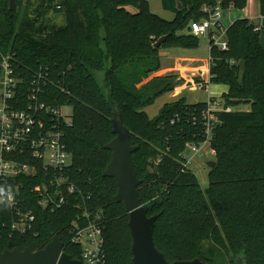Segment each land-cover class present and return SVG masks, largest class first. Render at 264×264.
Returning a JSON list of instances; mask_svg holds the SVG:
<instances>
[{
	"label": "trees",
	"instance_id": "obj_1",
	"mask_svg": "<svg viewBox=\"0 0 264 264\" xmlns=\"http://www.w3.org/2000/svg\"><path fill=\"white\" fill-rule=\"evenodd\" d=\"M160 1L173 13L171 20L152 13L147 0H16L14 11L8 0H0V60L7 56L26 84L41 71L47 80L43 100L71 106L70 124L62 129L71 154L66 174L88 197L89 211L101 215L102 264H131L128 213L113 199L115 180L102 176L111 158L104 145L114 137V106L136 146L131 158L141 181L140 201L147 215L158 213L152 231L156 248L169 261L198 257L210 264H264V0H258L262 24L237 18L225 27V49L210 44L208 83L227 90L209 100L231 107L215 111L213 119L207 118V101L189 103L183 96L163 104L152 118L144 111L183 81L153 74L160 67L159 51L197 48L190 21L204 16L203 3L218 0ZM219 1L222 8L239 9L246 2ZM238 105L249 109H232ZM204 141L215 165L202 190L184 163V151ZM23 181L34 227L23 234L12 231L10 212L0 205V251L37 250L55 235L64 251L80 260L70 234L77 195L69 197L68 206L50 210L31 190L36 181Z\"/></svg>",
	"mask_w": 264,
	"mask_h": 264
},
{
	"label": "built area",
	"instance_id": "obj_2",
	"mask_svg": "<svg viewBox=\"0 0 264 264\" xmlns=\"http://www.w3.org/2000/svg\"><path fill=\"white\" fill-rule=\"evenodd\" d=\"M200 9L204 16L190 21L189 32L206 37L208 49L210 44L225 49L220 1L213 5L203 3ZM46 84L41 71L33 73L28 84L24 83L7 56L1 57L0 205L10 212V229L23 234L33 229L35 221L33 213L25 206V178L36 181L31 190L38 195V204L50 210L68 206L71 202L69 197L77 195L74 203L78 213L71 223V241L81 249L80 264H102L101 215L97 211H89L88 197L66 174L71 165V154L64 143L62 129L70 124L71 106H51L43 100ZM64 106L70 107L69 114L62 112ZM218 110L229 111L231 107L223 106L218 99L207 101V118L213 119V113ZM209 130L207 121V135ZM187 146L192 151L198 148L194 144ZM210 151L214 154L213 150ZM184 158L188 166L190 159L185 154Z\"/></svg>",
	"mask_w": 264,
	"mask_h": 264
},
{
	"label": "water",
	"instance_id": "obj_3",
	"mask_svg": "<svg viewBox=\"0 0 264 264\" xmlns=\"http://www.w3.org/2000/svg\"><path fill=\"white\" fill-rule=\"evenodd\" d=\"M9 10H16V0H8ZM180 7V4L178 5ZM166 38L159 37L153 46L157 48ZM111 119L114 137L104 145L111 152V158L102 171V176L111 177L116 183L115 202H121L128 213L127 226L130 232L131 264H210L198 257L189 260L169 261L165 254L154 245L152 231L157 214L147 215V208L140 201L137 178L131 154L136 146L130 143L129 130L122 123L117 107ZM211 169L215 161H207ZM0 264H80L63 248V242L57 236H52L42 248L32 250L29 246L22 249L12 248L0 251Z\"/></svg>",
	"mask_w": 264,
	"mask_h": 264
},
{
	"label": "crops",
	"instance_id": "obj_4",
	"mask_svg": "<svg viewBox=\"0 0 264 264\" xmlns=\"http://www.w3.org/2000/svg\"><path fill=\"white\" fill-rule=\"evenodd\" d=\"M244 6H251L250 14H247V12L245 11L243 12L244 8H240V9L235 8L233 9L234 11H230L228 13L226 12V10L222 12L221 21L222 24L225 25L224 27H227L233 20L244 16H246L249 19L250 17L257 15L258 13V17H260L258 0H246ZM254 6H257V9H254ZM260 19L262 24L263 19L261 17ZM262 32L263 31H261V33ZM260 43L262 46H264V37L261 40V36H260ZM183 49L185 48H165L159 51L160 67L153 74L177 75V77L183 80L175 90L165 94L172 95L175 92L182 93L184 90L194 91L195 87H198L200 89L205 90L206 92L205 100L203 101H208L210 98L219 97L223 92L227 90V87L223 84L208 83V79H209L208 54L207 56H203L201 52L198 51L192 52L189 50L184 51ZM194 78H198L200 81H202L204 86L201 87L200 83L196 82ZM176 97L178 98L180 97V95L178 94ZM206 144H208L207 145L208 149H210L209 143L206 142Z\"/></svg>",
	"mask_w": 264,
	"mask_h": 264
},
{
	"label": "rangeland",
	"instance_id": "obj_5",
	"mask_svg": "<svg viewBox=\"0 0 264 264\" xmlns=\"http://www.w3.org/2000/svg\"><path fill=\"white\" fill-rule=\"evenodd\" d=\"M148 1V5H149V9L152 13L156 14L157 16L167 19V20H171L173 18V13L165 10L161 4L160 0H147ZM244 10L243 12H247V14L251 13V6H244L243 7ZM222 8L221 10V15L222 12L226 10V12H230V11H234L233 9H235L233 6H229L226 9ZM246 9V10H245ZM248 9V10H247ZM254 9H257V6H254ZM246 17V16H244ZM222 18V16H221ZM242 18V17H241ZM247 18V17H246ZM250 20H252L255 24H261V19L260 17H258V13L257 15H254L253 17L249 18ZM222 22V21H221ZM225 26V25H223ZM261 40L264 37V32L261 33ZM184 51H192V52H201L203 54V56H207L208 54V40L206 37L203 36H199V44H198V48L196 49H183ZM180 51V50H179ZM181 96H185L187 102L189 103H193V102H198V101H203L205 100V95L206 92L203 89H200L198 87H195L194 91H188V90H184L182 93L180 92H175L174 94H163L161 97H158L151 105L147 106L144 108V111L147 113L149 118L154 117L159 109L162 107L163 104L165 103H169L172 102L174 100H176V96L177 95ZM171 95V96H169ZM233 110H248L249 109V105H238L235 107H232ZM62 112L69 114L70 113V107L69 106H64L62 107ZM208 143V142H207ZM208 144L205 143V141L203 143H201L196 151H192L191 148L189 146H187L185 148L184 154L186 155L187 159H190V163L188 164V167L190 168V170L196 175L199 185L201 187L202 190H204L207 186H208V166H207V161H214V155L213 153L210 151V149H208ZM226 264V263H224Z\"/></svg>",
	"mask_w": 264,
	"mask_h": 264
}]
</instances>
